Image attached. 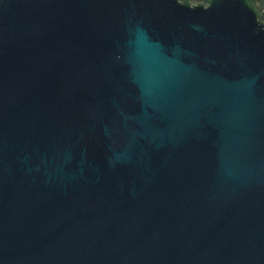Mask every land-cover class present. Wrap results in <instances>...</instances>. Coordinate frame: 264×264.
<instances>
[{"label": "water", "instance_id": "95a60500", "mask_svg": "<svg viewBox=\"0 0 264 264\" xmlns=\"http://www.w3.org/2000/svg\"><path fill=\"white\" fill-rule=\"evenodd\" d=\"M0 264H264V0H0Z\"/></svg>", "mask_w": 264, "mask_h": 264}]
</instances>
